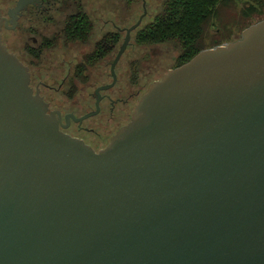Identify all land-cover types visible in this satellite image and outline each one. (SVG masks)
Here are the masks:
<instances>
[{
	"label": "water",
	"instance_id": "95a60500",
	"mask_svg": "<svg viewBox=\"0 0 264 264\" xmlns=\"http://www.w3.org/2000/svg\"><path fill=\"white\" fill-rule=\"evenodd\" d=\"M35 1L0 20V264H264V19L153 81L96 151L3 40Z\"/></svg>",
	"mask_w": 264,
	"mask_h": 264
},
{
	"label": "flooded vegetation",
	"instance_id": "af4514ba",
	"mask_svg": "<svg viewBox=\"0 0 264 264\" xmlns=\"http://www.w3.org/2000/svg\"><path fill=\"white\" fill-rule=\"evenodd\" d=\"M18 2L4 5L0 20L11 21L9 9ZM117 9V0H36L16 15L14 29L4 20L2 30L28 67L34 92L60 117V129L96 151L130 121L140 97L160 79L151 80L152 72L164 65L155 52L143 57L133 32L119 56L134 20ZM6 31L14 33L13 47Z\"/></svg>",
	"mask_w": 264,
	"mask_h": 264
},
{
	"label": "trees",
	"instance_id": "16d2710c",
	"mask_svg": "<svg viewBox=\"0 0 264 264\" xmlns=\"http://www.w3.org/2000/svg\"><path fill=\"white\" fill-rule=\"evenodd\" d=\"M157 1L158 6L150 9L156 0H147L148 15L133 32L134 41L175 44L178 48L177 66L188 62L200 51L211 48V45H220L221 41L229 37L224 34L228 30L233 31L230 28L235 29V32L237 29L243 31L252 24V18L264 14V4L261 7L254 3L246 5L243 0ZM240 5L242 7L237 11ZM227 14L235 17V20H228ZM212 30L218 32L212 34Z\"/></svg>",
	"mask_w": 264,
	"mask_h": 264
},
{
	"label": "rangeland",
	"instance_id": "374dc122",
	"mask_svg": "<svg viewBox=\"0 0 264 264\" xmlns=\"http://www.w3.org/2000/svg\"><path fill=\"white\" fill-rule=\"evenodd\" d=\"M10 1L11 0H3V1L0 0V10L2 9V7L6 6V8H8L9 6H11L13 3H10ZM243 1L246 5H250L251 3H254L256 4V6H259V7H261L264 4V0H243ZM158 4L159 2L156 0L155 3H152L150 5V9L157 7ZM117 5H118L117 10L119 12L128 14V16H132L134 22L137 21L139 16L143 13V0H117ZM241 7L242 5L238 6L237 11H239ZM226 16L228 17V20L229 19L235 20V17H233L230 14H227ZM262 19H264V14L255 16L254 18L250 20V22L254 24ZM230 29L233 31L228 30L227 33L224 34L225 36L229 35V37L221 41L220 45L231 42L234 38H240L242 34L241 30L237 29V31L235 32V29H232V28ZM217 32L218 30H212V34H216ZM5 33H6L5 37L12 42V47H13L14 46L13 45L14 33L12 31H6ZM133 43L137 45L138 49H140L138 51L143 55L144 58L153 57L154 52H155V56L158 57L159 60L163 62L164 64L163 67L162 66L158 67L155 71L152 72L151 80L161 78L168 71V69L177 66V55H178L177 49L178 48L175 44L173 43L148 44V43H141V42L137 43L134 41V36H133ZM138 45H141V46H138ZM211 46L214 47L215 45H211Z\"/></svg>",
	"mask_w": 264,
	"mask_h": 264
}]
</instances>
